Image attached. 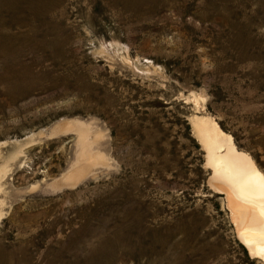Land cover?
<instances>
[{
	"label": "rangeland",
	"instance_id": "374dc122",
	"mask_svg": "<svg viewBox=\"0 0 264 264\" xmlns=\"http://www.w3.org/2000/svg\"><path fill=\"white\" fill-rule=\"evenodd\" d=\"M196 115L264 173V0H0V264H264Z\"/></svg>",
	"mask_w": 264,
	"mask_h": 264
},
{
	"label": "bare ground",
	"instance_id": "6f19581e",
	"mask_svg": "<svg viewBox=\"0 0 264 264\" xmlns=\"http://www.w3.org/2000/svg\"><path fill=\"white\" fill-rule=\"evenodd\" d=\"M191 119L213 170L212 185L226 196L239 240L252 258L264 262V173L215 121L197 115ZM82 173L79 167L70 177Z\"/></svg>",
	"mask_w": 264,
	"mask_h": 264
}]
</instances>
